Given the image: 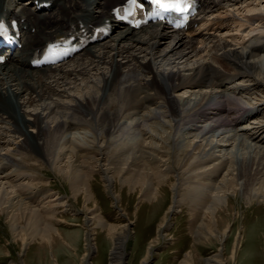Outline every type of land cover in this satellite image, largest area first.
<instances>
[{
	"label": "bare ground",
	"instance_id": "6f19581e",
	"mask_svg": "<svg viewBox=\"0 0 264 264\" xmlns=\"http://www.w3.org/2000/svg\"><path fill=\"white\" fill-rule=\"evenodd\" d=\"M120 1L54 0L52 10L39 12L33 0H0V14L18 15L23 25L35 27L12 60L0 64V220H9L13 240L19 238L20 219H43V208L30 206L20 195L36 187L31 173L17 175L27 170L24 160L39 159L70 178L75 171L76 192L91 177L78 171V163L88 167L93 156L109 189L116 174L122 184L147 188L154 176L160 188L171 167L154 168L153 163L164 162L162 148L153 141L160 139L156 124L171 130L168 137L178 149L188 141L186 153L194 154L186 174L198 181L192 193L203 217L196 237H216V216L228 204L230 188H239L247 202L264 205V145H257L264 143V0H205L207 21L218 20L220 29L205 34L158 24L140 31L122 27L71 61L30 68L29 54L54 32L61 33L77 17L98 20ZM243 98L252 103L230 108L229 100L239 104ZM136 109L143 110L139 118L130 114ZM75 127L84 131L70 132ZM178 180L181 185L184 179ZM172 188L169 211L182 201L181 187ZM60 200L50 204L57 207ZM128 235L127 228L113 235L112 264H123ZM29 243L24 240V248ZM220 257L207 264H224Z\"/></svg>",
	"mask_w": 264,
	"mask_h": 264
},
{
	"label": "rangeland",
	"instance_id": "374dc122",
	"mask_svg": "<svg viewBox=\"0 0 264 264\" xmlns=\"http://www.w3.org/2000/svg\"><path fill=\"white\" fill-rule=\"evenodd\" d=\"M238 94L248 97L242 91ZM229 101L233 110L246 107L244 102L252 103L247 98L239 104L236 102V105L232 104L233 100ZM115 108L112 107V110ZM135 111L130 114L139 118L143 110ZM149 123L152 124L153 120ZM157 125L153 128L158 131L160 139L153 141L162 148L159 156L164 162L153 163L154 168L163 164L171 167L166 173L168 181L160 188L154 176V181L147 188L143 183L122 184L120 175L116 174L115 182L109 189L102 177V169L97 171L99 168L93 156L88 161V167L78 163L81 167L78 171L91 177L87 179V187L80 186L76 192L73 183L75 171L69 174L70 178L37 162L39 159L24 160L22 167L27 170L19 171L17 175L23 177L25 172L31 173L36 187L20 195L30 206L43 208V219L34 216L20 219L21 230L15 240L10 232L9 220H0V264H112L113 235L125 228L129 230V235L123 247V264H207L208 259L219 256V253L224 264H264V205L259 201L247 202L239 188H230L228 204L218 210L219 232L216 237H196L203 217L199 202L193 200L192 193L198 181L191 182L186 174L194 154L186 153L190 150L186 145L188 141L178 149L168 137L171 130ZM83 131L70 128V132ZM257 145L263 146L264 143ZM111 157L109 154L103 159L108 163ZM133 169L123 177L128 178ZM179 178L184 179L181 185ZM174 184L181 187L182 201L177 208L169 211L175 195L171 190ZM155 188L158 192L152 194ZM58 196L61 203L58 201L55 204L61 205L55 207L50 202L53 204ZM102 224L105 226L102 227ZM21 239L30 242L27 247L24 248Z\"/></svg>",
	"mask_w": 264,
	"mask_h": 264
},
{
	"label": "snow or ice",
	"instance_id": "6c2138e0",
	"mask_svg": "<svg viewBox=\"0 0 264 264\" xmlns=\"http://www.w3.org/2000/svg\"><path fill=\"white\" fill-rule=\"evenodd\" d=\"M180 0H151V4L160 7L165 8L171 6L173 3H179ZM129 3L132 7V10L134 11L136 7H138L136 0H129ZM129 15L133 14L132 11L128 12ZM5 31V25L3 23H0V33H3Z\"/></svg>",
	"mask_w": 264,
	"mask_h": 264
},
{
	"label": "water",
	"instance_id": "95a60500",
	"mask_svg": "<svg viewBox=\"0 0 264 264\" xmlns=\"http://www.w3.org/2000/svg\"><path fill=\"white\" fill-rule=\"evenodd\" d=\"M123 257H125V256H123Z\"/></svg>",
	"mask_w": 264,
	"mask_h": 264
}]
</instances>
